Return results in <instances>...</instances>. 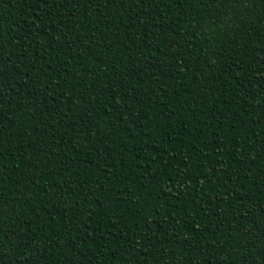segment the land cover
<instances>
[{
	"label": "trees",
	"instance_id": "trees-1",
	"mask_svg": "<svg viewBox=\"0 0 264 264\" xmlns=\"http://www.w3.org/2000/svg\"><path fill=\"white\" fill-rule=\"evenodd\" d=\"M0 264H264V0H0Z\"/></svg>",
	"mask_w": 264,
	"mask_h": 264
}]
</instances>
